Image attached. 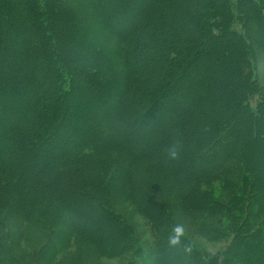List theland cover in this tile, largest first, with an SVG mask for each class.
Listing matches in <instances>:
<instances>
[{
  "label": "trees",
  "instance_id": "obj_1",
  "mask_svg": "<svg viewBox=\"0 0 264 264\" xmlns=\"http://www.w3.org/2000/svg\"><path fill=\"white\" fill-rule=\"evenodd\" d=\"M261 64L264 0H0V264H54L72 236L105 258L132 250L129 264H264ZM142 120L155 133L137 138ZM172 183H195L192 212L229 216L195 219L228 239L219 255L163 209ZM122 193L149 252L113 207ZM23 225L46 245L14 254Z\"/></svg>",
  "mask_w": 264,
  "mask_h": 264
},
{
  "label": "rangeland",
  "instance_id": "obj_2",
  "mask_svg": "<svg viewBox=\"0 0 264 264\" xmlns=\"http://www.w3.org/2000/svg\"><path fill=\"white\" fill-rule=\"evenodd\" d=\"M235 11V10H234ZM236 22L242 23L241 19H238ZM241 25V24H240ZM239 26V29L241 27ZM250 58H253L250 57ZM254 65H256L255 69L257 68V64L254 60H252ZM260 73H262V86L264 87V67L261 64L260 69L258 70ZM256 72V70H254ZM253 72V73H254ZM258 82V80L256 79ZM158 104H156L157 107ZM160 108H163V106H159L158 110H162ZM153 110H148L146 118L153 116L152 114ZM142 127H140V130L138 132L137 138L142 137L145 134L155 133L153 129L156 125L154 120L149 121H141ZM157 122V121H156ZM167 139V138H166ZM165 139V140H166ZM210 152V149L207 151L206 154ZM202 156H205V151L202 154ZM134 171L140 176L142 170L138 167H134ZM250 177V175H249ZM224 180V179H223ZM221 179H210L205 180L202 182L203 185H210L213 188H217L219 190V185L223 181ZM171 183V182H170ZM195 183H188L186 185H176V183L166 184L164 190L162 192H159L160 195H162V198H160L161 202L164 204L162 205L163 209L166 210L167 208L171 210V212L168 214L169 218L173 221V223L177 226L178 230H180L187 239L195 244L203 253H205L208 256H216L221 253V250L223 247H226L228 244V239H218L214 241H208L203 235L199 234V226L198 222H195V219H198L196 221H205L208 222V224L213 227L217 228L221 225L220 221H224V219L228 218L229 216H225L224 214L217 213L213 217L203 212H192V210L187 208L186 204L184 202H181L183 200L189 199L188 196V190L191 191V188L194 186ZM111 186V185H110ZM115 186V185H112ZM173 186V187H171ZM106 187V185H105ZM252 188H255V185L252 184ZM200 193L197 192V195ZM247 195V194H246ZM246 196L244 197L245 201ZM231 200L226 201L227 204L235 205L237 207V200H234L230 198ZM259 201V200H257ZM113 207L115 210L121 214L126 220L130 223V225L135 229V231L138 233L139 241L144 249H146L147 252L152 250V246L154 243V240L156 237L154 231L151 228V225L148 223L146 219L139 216L136 212L134 206L131 202L128 201L127 198L124 197V194L122 193L120 195V198H117L116 200L112 201ZM226 204V203H225ZM250 208V207H249ZM253 208L251 207L248 212L253 214L255 213L252 211ZM169 212V211H168ZM5 215L3 212L1 216ZM222 219V220H221ZM219 221V222H218ZM14 223L12 220L10 221V218L6 221V226L10 229L12 227L16 228V225L12 224ZM66 230V228H63ZM24 231V234H23ZM33 232V235L31 237L28 236L29 232ZM13 237L15 238V244H14V254H16L17 248H23V250L29 252V251H35V249L44 247L46 245V234L43 236H39V234L36 232V230L32 229L29 226L23 225L21 232H14ZM38 239V240H37ZM68 246L65 247V250L61 255H59L55 259V263L59 259L62 258L60 264H73L71 257L74 255H80L82 257V264H129V260L131 259L133 253L132 250L129 253L122 254L118 256L117 258H105L98 254L92 247H90L88 244L80 241V239L72 236L70 237ZM142 248L143 251H145ZM51 264V263H50Z\"/></svg>",
  "mask_w": 264,
  "mask_h": 264
}]
</instances>
